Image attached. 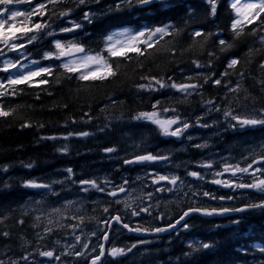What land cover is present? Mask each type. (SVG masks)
<instances>
[{
    "label": "trees",
    "instance_id": "16d2710c",
    "mask_svg": "<svg viewBox=\"0 0 264 264\" xmlns=\"http://www.w3.org/2000/svg\"><path fill=\"white\" fill-rule=\"evenodd\" d=\"M32 2L36 4L41 0ZM117 3L119 0H99L98 3L80 6L73 0L58 3V11L71 8V15L52 17L51 29L45 31L52 30L56 34L46 36L40 33L37 41L22 50L27 59L19 57L23 63L38 61L34 64L35 68L53 66L54 74L35 78L37 81L47 79V84L33 83L31 87L20 85L18 87L23 91L0 99L6 109L15 110L13 115L0 118V260L4 264L42 262L39 253L48 250L57 254L59 264H89L91 260L85 253L76 256L75 251H85L82 245L87 243L86 254H97L103 236L102 222L118 215L119 208L110 197L90 186H84L89 188L87 192L81 191L80 181L94 178L100 186L104 180L115 183L116 154L115 151L108 153L105 149H115L122 132H150L157 129L150 122L135 120L138 113L153 111V105L159 102L156 110L162 116L165 115V108H175L177 114L193 116L195 112L200 113L205 109L208 100H214L221 111L211 112L210 115L219 117L223 110H237L233 104H236L235 100H243L247 89L260 86L261 91H264V67H261L264 65V16L251 24L242 25L241 35L236 37L231 30L235 13L229 0H215L214 16L208 0H167V8L153 3L144 8L123 5L119 10L115 8ZM31 6L21 4L17 9L27 10ZM84 12L93 14L91 23L83 19ZM49 15L44 16L43 21H49ZM69 20L81 23L82 28L61 33V27L71 26ZM34 21L42 22L40 16L34 17ZM165 24L173 26L172 35L165 36L158 44L147 49L144 55L130 53L129 59L112 58L113 65H119L117 74L103 81H79L74 75L69 78V74L58 67L59 60L44 59L45 52L55 51L54 40H75L95 53L103 49L104 38L116 29L140 30ZM197 30L211 35L207 39L204 36L194 38L192 33ZM221 38L229 42L231 47L223 48L218 43ZM6 58L15 60L18 54L9 52L7 57H0V66ZM232 59H237L239 63L234 68H228ZM193 61L199 62L202 67L197 68ZM5 75L0 72V78ZM144 77L162 78L167 83H198L200 87L192 95L183 97L172 93L168 87L155 91L140 89L139 85L148 83ZM188 77L193 79L188 80ZM217 79L221 80L219 85L214 83ZM237 84L239 91H229ZM252 97L257 98L254 94ZM263 98L264 95L260 100L264 101ZM25 123L30 126L22 127ZM84 132L89 135H80ZM244 132L236 128L234 132H229L234 134L220 136L219 149L223 145L232 146L230 141L240 145L244 141ZM65 148L66 151H63ZM27 164L32 167H25ZM5 168L7 171H4ZM68 169H72L71 175ZM27 181L49 184L57 195L51 194L48 189L25 187ZM54 181H62L64 185ZM63 201L66 204L71 201L75 207L65 209ZM105 207H108L107 213L103 211ZM55 208L62 209L63 216L53 213ZM94 211L95 214L92 213ZM37 216L40 217L38 221ZM73 217H83V223ZM239 218L244 221L239 230L232 224L219 227L203 225L201 242L214 246L196 252L177 240L168 244H137L132 235L124 231L114 232L105 246V259L101 264H264V252L260 251L264 248V212L251 211ZM49 220L53 222L49 224ZM74 224L78 225L75 235L81 236L80 243H76L73 229L69 227ZM46 228L51 231L46 232ZM3 233L8 235L4 236ZM67 243L75 247L65 248ZM133 244H137V247L127 252ZM111 247L125 249L126 255L113 258L108 255ZM242 248L245 251H241ZM184 251L191 255H185ZM26 255L29 262L23 259Z\"/></svg>",
    "mask_w": 264,
    "mask_h": 264
},
{
    "label": "snow or ice",
    "instance_id": "6c2138e0",
    "mask_svg": "<svg viewBox=\"0 0 264 264\" xmlns=\"http://www.w3.org/2000/svg\"><path fill=\"white\" fill-rule=\"evenodd\" d=\"M62 2V0H41L40 3L33 4L32 0H0V57H7L9 52H16L18 54V58L13 60L6 58L2 62V66H0V72L5 73L3 78H0V99L7 97L9 95L15 96L18 92L23 91L18 86L27 84L29 87L33 85V83L39 84H47L49 81L47 79H41L37 81L35 78L41 76H52L54 74L53 66H44L38 67L31 70L29 69L28 64H23L22 60L19 57H24L27 59V55L25 50L27 45L33 44L39 38L40 33H44L46 36H54L56 33L51 29L52 17L62 18L65 16H70L72 9H64L58 11L56 9V5ZM73 2L77 3V6L86 5L90 2H99V0H73ZM211 4V14L214 16L216 12V3L215 0H208ZM153 3H159L163 8L168 7L167 0H119V3L115 5V8L119 10L123 5H127L129 7L137 6L144 8ZM21 4H29L32 5L27 10H18L17 6ZM51 5V7H49ZM231 8L235 13V19L232 21L231 30L235 34L236 37L241 35L242 25L251 24L261 16H264V0H231ZM51 14V15H49ZM49 15V21H43V17ZM40 16L42 22L34 21V17ZM93 14L90 12H84L83 19L89 23L92 22ZM68 24L70 27H61L59 31L61 33L74 32L78 29L82 28V24L69 20ZM171 24H165L162 26H157L154 28H143L140 30H133L130 28H121L116 29L109 33L104 38V47L99 52L93 53L91 50H87L84 45L80 44L75 40H69L67 42H62L60 40H54V48L55 51H49L44 53L45 60H59L60 64L59 68H62L65 73L69 74V78L71 76H75L79 81H96V80H106L109 77H113L117 74L116 69H118L119 65H113L111 62L112 58H124L129 59L130 53H135L137 56L144 55L147 49L152 48L155 44H158L160 40L164 39L165 36L172 35ZM255 31V30H254ZM193 37H201L204 36L207 39L209 34H205L202 31H194L192 33ZM219 35V34H217ZM262 42H264V37H262ZM218 43L223 46V48L231 47V44L224 39H219ZM105 53L107 55H105ZM212 55V53H209ZM38 61H31V64H37ZM196 64V67H202V65L193 61ZM239 61L237 59H232L228 68H234ZM261 67H264L262 65ZM227 74V73H225ZM143 79H147V84L139 85L140 89L144 90H158V88H172L176 91L180 92L184 96H190L194 91H196L200 85L198 83H181L177 84L175 82L167 83L162 78L157 79L155 77L149 78L144 77ZM188 80H192V77H188ZM205 83H207V79H205ZM216 85L221 83V80L217 79L214 81ZM158 86V87H157ZM231 92L239 91V84L236 87L229 89ZM159 102H157L158 104ZM157 104L153 105V111L150 112H140L138 113L134 119L135 120H143L154 124L160 131V134L163 136H173V137H181L183 133L192 125H190L186 121H182L178 115H174L172 117L162 116L161 112L157 111ZM207 105L215 106L214 100H208L206 102ZM221 111V109L217 106L214 108H208V111ZM14 109L8 108L6 109L3 103H0V118H7L14 113ZM176 112L175 108L169 109L165 108L163 110L164 113L167 112ZM223 115L226 121H235V124L229 123V127L236 128L239 126L240 128L245 127H255L257 125H264V118H252V117H243L239 115L233 114L230 110H224ZM202 119V118H201ZM178 125L177 127H174ZM30 125L25 123L22 127H29ZM197 126L200 127H209L207 123L200 124L199 119L197 121ZM80 135L87 136L89 133L84 132L80 133ZM191 139V137H188ZM49 139H54V137H49ZM197 148H206V144H197L195 145ZM66 151V148L63 149ZM106 152L111 153L115 151L113 148L105 149ZM167 156H155L151 153L147 155H139L134 158V160H126L125 163H136V162H146V161H156V160H166ZM247 159V157H246ZM201 167L212 168L211 163H205L200 165ZM25 167H32L31 164L25 165ZM7 171V168L4 169ZM71 175L72 169L67 170ZM225 174H230L231 177H236V179H221ZM239 174V175H238ZM189 176H192L196 179H204V176L198 172H189ZM213 179L209 181V183L219 185L225 188H229L232 190L237 189H247L252 190L254 192L261 194V199L258 202H250L243 206L238 207H213V208H204V207H193L189 208L187 211H184L180 217L175 220L174 223L168 225V227H154V228H145L141 226L130 227L128 223L123 222L119 215L112 217L116 223H120L123 228L127 229L129 232H137L141 234H159L166 231H170L172 229H176L179 225L183 230H188L191 226L186 222V217H189L192 213H199L203 216H224L230 214H239L252 210H261L264 212V155L257 156L251 160L246 166H240V164L232 165L229 163H224L222 166V170L214 171L212 173ZM245 177L247 179H245ZM179 180L177 176H156L153 178V184H159L162 181H167V183L175 186ZM54 183H62V181H54ZM127 181H125V184ZM81 191L87 192L89 190L88 187H84L85 185L90 186L91 188L96 189L98 192H104L105 189L100 187L99 184L95 180H82L80 181ZM25 187L30 188H38V189H48L51 194L57 195L54 191L51 190V185L37 183L35 181H27L24 184ZM182 186V182H181ZM163 188H158L156 191H164ZM169 191L171 189H168ZM127 189L120 185L117 188H114L111 191H108L106 194L112 197H116L120 193H126ZM152 193H147L144 199L151 200ZM193 195H201L200 193H193ZM204 197H208L209 199L216 200H233L235 197L232 196H220L216 197L212 193L205 191L202 193ZM139 199V197H137ZM117 204L123 203L125 209L131 208L132 204L135 203V200L131 198V194H128V200L121 201L116 200ZM73 202L69 201L65 208L71 207ZM105 213L108 212V208L105 207L103 209ZM53 212L57 215L62 216V212L60 208L53 209ZM141 213H148V207H140L139 210L133 209L131 211L132 216H139ZM37 220L40 219L39 216L36 217ZM73 219H78L80 223H83V217H73ZM53 221L49 220V224ZM184 222V223H182ZM23 223V221H21ZM107 228L111 227V223L107 220L103 222ZM230 224L235 225L237 230H239V226L244 223L243 218H235L229 221ZM63 227V225H62ZM73 229V235L75 236L76 243L81 242V236L75 235V230L78 225H69ZM219 227V225H217ZM104 231L103 240L108 239L107 229H101ZM46 232H50V228L45 229ZM4 236H7L8 233H3ZM92 235H96V233H92ZM179 235V232H177ZM140 244H147L150 241L141 240ZM214 245L210 243L203 242H189L188 247L193 250V252L208 250L212 248ZM75 247V245H72ZM83 249L86 251L88 249V244L85 243L82 245ZM137 244H133L130 248L127 249V252H131L133 248H136ZM95 251V249H93ZM241 251H245V249H241ZM260 251L264 252V248L260 249ZM42 257L53 258V251H41L39 253ZM76 256L84 255L83 252L75 253ZM105 255V248L103 244L100 245V250L98 255H96L91 264H97L98 261ZM108 255L113 258L126 255V251L123 248H112L108 251ZM185 255H191V253H185ZM59 259L58 256L55 257ZM24 260H28V257H23ZM0 264H4L2 260H0ZM15 264V262H14Z\"/></svg>",
    "mask_w": 264,
    "mask_h": 264
},
{
    "label": "flooded vegetation",
    "instance_id": "af4514ba",
    "mask_svg": "<svg viewBox=\"0 0 264 264\" xmlns=\"http://www.w3.org/2000/svg\"><path fill=\"white\" fill-rule=\"evenodd\" d=\"M248 109L252 110V113L245 116V117L264 118V112H263L264 106H262L260 108H258L257 106L249 107L246 109V113L248 112ZM253 109L256 111L260 110V111H258V113L259 112L260 113L253 115V114H255ZM261 109H263V110H261ZM177 126L178 125H176L175 127H177ZM245 129H247L248 135L250 137H252V136L263 137L264 136V133H262V131L264 132V125H257L255 127H245ZM126 134L128 136L124 137L123 140L121 138L119 141L120 143L117 144V153L118 152L119 153H118V160L116 161V168L118 170V178H119L118 179V181H119L118 185L119 186L123 185L127 189L126 194L123 197H121V201L128 200V198L127 199H125V198L128 196L129 193L131 194V198L133 200H135V203L132 204L133 208L131 207L129 209H125L123 203H121V204L119 203V205H120L119 208L121 209L120 210L121 220L123 222L128 223L130 227L141 226L143 224L141 227H145V228L164 227V228H166V227H168V224L170 225V223L171 224L174 223L175 220H177L180 217V215H182L184 210L187 211L189 208L198 207V206L204 207V208H213V207L218 208V207H231V206L232 207H238V206H243V205L250 203V202H253V201L258 202L261 199V194L254 192L252 190H247V189L232 190L229 188H225V187H222L219 185L209 183V181L214 178L212 173L214 171L222 170V166H223L220 164V161L217 158V154H218L219 150H218V147L216 145L218 143L217 140H218L219 133H195V131L190 130L189 133H183V135L179 138L173 137V136H163L160 133H149V134L148 133H124L123 135L126 136ZM188 137H191V139H189ZM136 139H137V141H135ZM139 139H141V140H139ZM201 139H202V142H201ZM254 139L258 140L256 138H254ZM251 140L252 139H249V142H248L249 146L252 143ZM214 142H216V144ZM131 143H134V144H131ZM137 144H139V145H137ZM197 144H206L207 147L206 148H197V147H195V145H197ZM167 145H169V146L167 147ZM260 145H261V149H263L264 144H260ZM165 146L167 149L165 148ZM153 147H154V149H153ZM128 148H130V149H128ZM190 148H192V149H190ZM155 149H156V151H155ZM124 150L127 153L124 152ZM130 150H132V151H130ZM149 153H151L152 155H155V156H167L168 159L156 160V161H150V162L146 161V162H136V163H125V161L128 158H130L128 160H134V158L136 156L147 155ZM259 153H261V154H259L258 156L264 155V150L262 152H259ZM200 155H201V157H200ZM253 157L254 156L250 157L251 160L253 159ZM205 159L207 162L203 161ZM193 161H195V162H193ZM191 163H192V165H191ZM205 163H211L212 168H206V167L200 166V165L205 164ZM232 165H236V164H232ZM120 168H122V171ZM123 169H124V171H123ZM130 170H132V171L135 170L136 172H138L140 174L137 176H130V174H129L131 172ZM151 171H153V172H151ZM193 171L202 174L204 176V179L201 180V179H196V178H193L192 176H189L188 173L193 172ZM124 172H127V173H124ZM172 172L175 174H173ZM119 174H120L121 178H120ZM160 175L168 176V177H171L174 175V176L179 177V180L175 186L167 183V181H162L159 184H153L152 183L153 178L156 176H160ZM223 178H225V179H232V178L236 179V177H231L230 174H225L223 177H221V179H223ZM245 179H247V178H245ZM128 180H130V181H128ZM125 181H127L126 184H125ZM181 182H182V186H181ZM129 184L130 185L132 184L131 187H134V188L133 189L130 188ZM206 186H208V187H206ZM158 188H163L165 190L164 191H156V189H158ZM197 188H198V190H197ZM143 189H144V191H143ZM168 189H171V190L169 191ZM211 189H212V191H211ZM150 190H152V191H150ZM203 190L212 193L216 197L232 196V197H235V199L223 200V201H221L219 199L212 200V199H209L208 197H204L202 195V193L205 192ZM188 191L190 193H188ZM139 192L141 195L139 194ZM147 193H153L152 199L150 201L147 199H144V197L147 195ZM193 193H200L201 196L200 195H193ZM142 194H143V197H142ZM137 197H139V199H137ZM165 197H166V200H165ZM244 197H245V199H244ZM257 197H258V201L256 200ZM170 199H172V200H170ZM167 200H168V203H167ZM178 201L181 204L178 203ZM181 201H183V202H181ZM195 201L197 203H195ZM186 202H188L189 204ZM190 202H191V204H190ZM146 204H147V207L149 206L148 208H149V212L151 213V215H149L148 213H141L139 216H132L131 215V211L133 209L139 210V208L141 206L146 207ZM137 206H138V208H137ZM155 206H156V208H155ZM126 214L129 216L127 217ZM196 215L197 216L199 215V217H197ZM133 219H134V221H132ZM139 219L141 221H139ZM147 219L149 222L147 221ZM185 219H186V222L189 223V225L191 226L188 230L183 231V229L178 225L177 226L178 229L176 228V229H172L170 231H166L163 233L154 234L153 235L154 237L152 236L151 238H147L144 240L150 241V243H148V244H157V243H161V242H162L161 244H168L172 240H175V241L177 240V242L183 241V243L186 244V246H188L189 242H193V243L199 242V239L201 236V229H202V226L204 224L211 223V224L216 226L219 223H226V222L230 221L229 219H223V218L218 219V220H209L208 221V220H204L203 215H200V214H191L188 218L186 217ZM219 220H221V221H219ZM133 223H134V225H133ZM182 223H184V222H182ZM151 224L153 225V227ZM192 229H195V230H192ZM177 232H179L181 235L180 234L177 235ZM196 232H197V234H196ZM162 237H165V238L167 237V238L163 239ZM154 239H155V241H154ZM195 239L197 240L196 242H195ZM139 241H141V240L139 239Z\"/></svg>",
    "mask_w": 264,
    "mask_h": 264
},
{
    "label": "rangeland",
    "instance_id": "374dc122",
    "mask_svg": "<svg viewBox=\"0 0 264 264\" xmlns=\"http://www.w3.org/2000/svg\"><path fill=\"white\" fill-rule=\"evenodd\" d=\"M26 64L29 65V69H25L26 71L34 69L33 64H31V63H26ZM252 94H254V96L256 95L257 98L256 99L253 98ZM262 95H264V91H261L260 86H259V88L255 87L254 89H247V91H245V96H244L243 100H241V99L235 100L236 104H233V105L235 107H237V110L233 111V114L243 116V117L251 114L252 110L248 109V112L246 113V109L248 107H255L256 103L260 100ZM218 107L221 109V107L219 105H218ZM205 108H206V106H205ZM213 111H215V110H213ZM223 111H222V113H223ZM253 111L255 113L253 115L259 114L256 110H253ZM201 118L199 120L200 124L207 123L210 126L209 127H200V126H197V123H196V125H194V127L192 126L191 129L199 127V131L201 133H218L219 132V134L225 133V127H227V133H229L230 131H234V129L231 130V128L228 126L230 121H226L223 114L219 117L218 116L214 117L213 115L206 117V116L201 115ZM186 121L190 125H192V124H195V121H198V120L193 118V117H188V118H186ZM241 129H243V128H241ZM189 131H190V127L184 133H189ZM122 133H125V132H122ZM135 133H138V132H135ZM126 136H128V135L126 134ZM126 136H124L123 134H120L119 138L120 139L122 138V140H123V138ZM219 137H220V135H219ZM219 137H218L217 142H219ZM254 138H256V137H244V141L240 145L236 144L234 142L232 143V141H231V144L233 147L231 145H229L227 147H225V145H223L222 150L218 151V154H217V158L220 161V164L223 165L224 163H229V164L234 163V164H240V166L242 165V167H243L246 164H248L249 162H251V158H250L251 156L256 157L255 155H259V152H262L264 150V148L261 149V145H260V144H264V137H260V138H258V140H255ZM249 139H252L251 140L252 143L250 146L248 145ZM236 150H238V151H236ZM244 150H247V152L249 154ZM240 151L244 153L243 156L245 154H246V156L245 157L242 156L241 157L242 160L240 159L238 162H233V161H235L236 154ZM251 152H252V154H251ZM246 157H247V159H246ZM203 161L207 162L206 159ZM244 161H246V162H244ZM242 163H244V165ZM45 165L46 164H44L43 166H45ZM127 198L128 197H126L125 199H127Z\"/></svg>",
    "mask_w": 264,
    "mask_h": 264
},
{
    "label": "bare ground",
    "instance_id": "6f19581e",
    "mask_svg": "<svg viewBox=\"0 0 264 264\" xmlns=\"http://www.w3.org/2000/svg\"><path fill=\"white\" fill-rule=\"evenodd\" d=\"M188 74H189V73H188ZM188 74H187V75H188ZM174 96H175V95H174ZM178 97H179V96H178ZM248 108H249V107H248ZM253 110H254V109H253ZM261 110H263V109H261ZM258 111H260V110H258ZM258 111H257V112H258ZM263 112H264V111H263ZM259 113H260V112H259ZM204 118H205V117H204ZM211 118H212V117H211ZM134 127H135V126H134ZM127 131H128V130H127ZM128 132H129V131H128ZM132 132H133V131H132ZM262 132H263V131H262ZM125 133H126V132H125ZM218 133H219V132H218ZM252 133H253V132H252ZM123 134H124V133H123ZM148 134H149V133H148ZM129 135H130V134H129ZM124 136H125V135H124ZM142 136H143V135H142ZM153 136H154V135H153ZM126 137H127V136H126ZM144 137H145V136H144ZM146 138H147V137H146ZM200 138H201V137H200ZM203 138H204V137H203ZM224 138H225V137H224ZM133 139H134V138H133ZM139 140H141V139H139ZM211 140H212V139H211ZM135 141H137V139H136ZM143 141H144V140H143ZM149 141H150V140H149ZM199 141H200V140H199ZM215 141H216V140H215ZM222 141H223V140H222ZM233 141H234V140H233ZM131 142H132V141H131ZM145 142H146V141H145ZM147 142H148V141H147ZM158 142H159V141H158ZM161 142H162V141H161ZM201 142H202V139H201ZM206 142H207V141H206ZM206 142H205V143H206ZM119 143H120V142H119ZM138 143H139V142H138ZM141 143H142V142H141ZM214 143L216 144V142H214ZM224 143H225V142H224ZM230 143H231V141H230ZM232 143H233V142H232ZM128 144H129V143H128ZM131 144H134V143H131ZM131 144H130V145H131ZM145 144H146V143H145ZM147 144H148V143H147ZM212 144H213V143H212ZM219 144H220V143H219ZM225 144H226V143H225ZM124 145H125V144H124ZM137 145H139V144H137ZM156 145H157V144H156ZM227 145H228V144H227ZM118 146H119V145H118ZM143 146H144V145H143ZM168 146H169V145H167V147H168ZM216 146H217V145H216ZM120 147H121V146H120ZM123 147H124V146H123ZM136 147H137V146H136ZM131 148H132V147H131ZM134 148H135V147H134ZM157 148H158V147H157ZM165 148H166V146H165ZM172 148H173V147H172ZM128 149H130V148H128ZM145 149H146V148H145ZM153 149H154V147H153ZM153 149H152V150H153ZM162 149H163V148H162ZM166 149H167V148H166ZM173 149H174V148H173ZM190 149H192V148H190ZM140 150H141V149H140ZM251 150H252V149H251ZM251 150H250V151H251ZM130 151H132V150H130ZM155 151H156V149H155ZM159 151H160V150H159ZM170 151H171V150H170ZM177 151H178V150H177ZM244 151L247 152V150H244ZM124 152H126V151L124 150ZM118 153H119V152H118ZM126 153H127V152H126ZM180 153H181V152H180ZM187 153H188V152H187ZM226 153H227V152H226ZM247 153H248V152H247ZM120 154H121V153H120ZM178 154H179V153H178ZM248 154H249V153H248ZM248 154H247V155H248ZM251 154H252V152H251ZM259 154H261V153H259ZM133 155H134V154H133ZM186 155H187V154H186ZM197 155H198V154H197ZM121 156H122V155H121ZM181 156H182V155H181ZM226 156H227V155H226ZM232 156H233V155H232ZM245 156H246V154H245L243 157H245ZM255 156H258V155H255ZM128 157H129V156H128ZM185 157H186V156H185ZM188 157H189V156H188ZM200 157H201V155H200ZM233 157H234V156H233ZM253 158H254V157H253ZM126 159H127V158H126ZM128 159H130V158H128ZM128 159H127V160H128ZM187 159H188V158H187ZM195 159H196V158H195ZM121 160H122V159H121ZM231 160H232V159H231ZM241 160H242V159H241ZM244 160H245V159H244ZM188 161H189V160H188ZM120 162H121V161H120ZM193 162H195V161H193ZM233 162H235V161H233ZM244 162H246V161H244ZM188 163H189V162H188ZM110 164H111V163H110ZM120 164H121V163H120ZM233 164H234V163H233ZM242 164L244 165V163H242ZM111 165H113V164H111ZM117 165H118V164H117ZM184 165H185V164H184ZM191 165H192V163H191ZM113 166H114V165H113ZM241 166H242V165H241ZM110 167H111V166H110ZM119 167H120V166H119ZM127 167H128V166H127ZM134 167H135V166H134ZM120 169H121V171H122V168H120ZM139 169H140V168H139ZM148 169H149V168H148ZM151 169H152V168H151ZM188 169H189V168H188ZM135 170H136V169H135ZM140 170H141V169H140ZM149 170H150V169H149ZM152 170H153V169H152ZM190 170H191V169H190ZM123 171H124V169H123ZM130 171H132V170H130ZM147 171H148V170H147ZM147 171H146V172H147ZM140 172H141V171H140ZM151 172H153V171H151ZM121 173H122V172H121ZM124 173H127V172H124ZM149 173H150V172H149ZM172 173H173V172H172ZM172 173H171V174H172ZM139 174H140V173H139ZM141 174H142V173H141ZM173 174H175V173H173ZM102 175H103V174H102ZM143 175H144V174H143ZM66 176H67V175H66ZM95 176H96V175H95ZM119 176H120V174H119ZM122 176H123V175H122ZM128 176H129V175H128ZM173 176H174V175H173ZM63 178H64V177H63ZM65 178H66V177H65ZM101 178H102V176H101ZM101 178H100V179H101ZM111 178H112V177H111ZM111 178H110V179H111ZM120 178H121V176H120ZM220 178H221V177H220ZM245 178H246V177H245ZM85 179H86V178H85ZM93 179H94V178H93ZM93 179H92V180H93ZM103 179H104V178H103ZM118 179H119V178H118ZM123 179H124V178H123ZM131 179H132V178H131ZM149 179H150V178H149ZM223 179H225V178H223ZM232 179H233V178H232ZM74 180H75V179H74ZM78 180H80V179H78ZM72 181H73V179H72ZM101 181H102V180H101ZM101 181H100V182H101ZM107 181H108V180H107ZM128 181H130V180H128ZM76 182H77V181H76ZM110 182H111V180H110ZM118 182H119V181H118ZM67 183H68V181H67ZM74 183H75V181H74ZM145 183H146V182H145ZM203 183H204V182H203ZM62 184H63V183H62ZM70 184H71V183H70ZM99 184H100V183H99ZM101 184H102V183H101ZM197 184H198V183H197ZM199 184H200V183H199ZM201 184H202V183H201ZM59 185H60V184H59ZM59 185H58V186H59ZM63 185H64V184H63ZM78 185H79V184H77V188H78ZM127 185H128V184H127ZM129 185H130V184H129ZM131 185H132V184H131ZM131 185H130L129 187L133 189L134 187H131ZM136 185H137V184H136ZM138 185H139V184H138ZM142 185H143V184H142ZM150 185H151V184H150ZM206 185H207V184H206ZM61 186H62V185H61ZM65 186H66V185H65ZM69 186H70V185H69ZM71 186H72V184H71ZM118 186H119V185H118ZM190 186H191V185H190ZM204 186H205V185H204ZM52 187H53V186H52ZM124 187H125V186H124ZM151 187H152V186H151ZM206 187H208V186H206ZM60 188H61V187H60ZM137 188H138V187H137ZM189 188H190V187H189ZM199 188H200V187H199ZM56 189H57V188H56ZM74 189H75V188H73L72 191H73ZM135 189H136V188H135ZM201 189H202V188H201ZM218 189H219V188H218ZM63 190H64V189H63ZM63 190H62V191H63ZM193 190H194V189H193ZM197 190H198V188H197ZM213 190H214V189H213ZM216 190H217V189H216ZM70 191H71V189H70ZM70 191H68V193H69ZM143 191H144V189H143ZM150 191H152V190H150ZM199 191H200V190H199ZM203 191H205V190H203ZM203 191H202V192H203ZM211 191H212V189H211ZM74 192H75V190H74ZM132 192H133V191H132ZM135 192H136V191H135ZM200 192H201V191H200ZM213 192H214V191H213ZM218 192H219V191H218ZM56 193H57V192H56ZM65 193H66V191H65ZM142 193H143V192H142ZM156 193H157V192H156ZM188 193H190V192L188 191ZM73 194H74V193H73ZM139 194H140V192H139ZM152 194H153V193H152ZM185 194H186V193H185ZM242 194H243V193H242ZM32 195H33V194H32ZM90 195H91V194H90ZM140 195H141V194H140ZM187 195H188V194H187ZM228 195H229V194H228ZM239 195H240V194H239ZM244 195H245V194H244ZM37 196H38V195H37ZM72 196H73V195H72ZM76 196H77V195H76ZM76 196H75V197H76ZM83 196H84V195H83ZM94 196H95V195H94ZM98 196H99V194H98ZM105 196H106V195H105ZM105 196H104V197H105ZM135 196H136V195H135ZM135 196H134V197H135ZM152 196H153V195H152ZM190 196H191V195H190ZM190 196H189V197H190ZM200 196H201V195H200ZM34 197H36V196H34ZM75 197H74V198H75ZM142 197H143V194H142ZM173 197H174V196H173ZM175 197H176V196H175ZM186 197H187V196H186ZM32 198H33V197H32ZM55 198H56V200H57V197H55ZM74 198H73V199H74ZM87 198H88V197H87ZM87 198H86V199H87ZM170 198H171V197H170ZM179 198H180V197H179ZM37 199H39V198H37ZM73 199H72V200H73ZM151 199H152V198H151ZM155 199H156V198H155ZM167 199H168V198H167ZM174 199H175V198H174ZM189 199H190V198H189ZM239 199H240V198H239ZM242 199H243V198H242ZM244 199H245V197H244ZM248 199H249V198H248ZM40 200H41V199H40ZM43 200H44V199H43ZM81 200H82V199H81ZM94 200H95V199H94ZM94 200H93V201H94ZM159 200H160V199H159ZM165 200H166V197H165ZM170 200H172V199H170ZM177 200H178V199H177ZM185 200H186V199H185ZM185 200H184V201H185ZM256 200L258 201V197H257ZM36 201H37V200H36ZM38 201H39V200H38ZM73 201H74V200H73ZM93 201H92V202H93ZM96 201H97V200H96ZM139 201H140V200H139ZM149 201H150V200H149ZM154 201H155V200H154ZM174 201H175V200H174ZM179 201H180V200H179ZM179 201H178V203H180ZM186 201H187V200H186ZM240 201H241V200H240ZM32 202H33V201H32ZM42 202H43V201H42ZM53 202H54V201H53ZM63 202H64V201H63ZM65 202H66V201H65ZM65 202H64V203H65ZM78 202H79V201H78ZM141 202H142V201H141ZM158 202H159V201H158ZM181 202H183V201H181ZM199 202H200V201H199ZM233 202H234V201H233ZM253 202H254V201H253ZM27 203H28V202H27ZM34 203H37V202H34ZM39 203H40V201H39ZM47 203H48V202H47ZM139 203H140V202H139ZM150 203H151V202H150ZM165 203H166V202H165ZM167 203H168V200H167ZM186 203H188V202H186ZM195 203H197V202L195 201ZM230 203H231V202H230ZM45 204H46V203H45ZM53 204H54V203H53ZM60 204H61V203H60ZM62 204H63V203H62ZM80 204H81V203H80ZM95 204H96V202H95ZM107 204H109V203H107ZM111 204H112V203H111ZM114 204H115V203H114ZM120 204H121V203H120ZM180 204H181V203H180ZM184 204H185V203H184ZM184 204H183V205H184ZM188 204H189V203H188ZM190 204H191V202H190ZM38 205H39V204H38ZM65 205H66V203H65ZM74 205H75V204H74ZM78 205H79V204H78ZM123 205H124V204H123ZM143 205H144V204H143ZM148 205H149V204H148ZM192 205H193V204H192ZM45 206H46V205H45ZM112 206H114V205H112ZM119 206H120V205H119ZM180 206H181V205H180ZM184 206H185V205H184ZM40 207H41V206H40ZM50 207H51V206H50ZM58 207H59V205H58ZM71 207L74 208L75 206H72V205H71ZM94 207H95V206H94ZM102 207H103V206H102ZM121 207H122V206H121ZM131 207H132V206H131ZM141 207H142V206H141ZM146 207H147V204H146ZM148 207H149V206H148ZM158 207H159V206H158ZM198 207H199V206H198ZM231 207H232V206H231ZM29 208H30V207H29ZM62 208H63V207H62ZM72 208H70V209H72ZM79 208H80V207H79ZM98 208H99V207H98ZM107 208H108V207H107ZM132 208H133V207H132ZM137 208H138V206H137ZM155 208H156V206H155ZM185 208H186V207H185ZM26 209L29 210L28 208H26ZM33 209H34V208H33ZM43 209H44V208H43ZM46 209H47V207H46ZM49 209H50V208H49ZM65 209H66V208H65ZM67 209H68V208H67ZM91 209H92V208H91ZM93 209H94V208H93ZM96 209H97V208H96ZM35 210H36V207H35ZM37 210H38V209H37ZM41 210H42V209H41ZM44 210H45V209H44ZM51 210H52V209H51ZM61 210H62V209H61ZM63 210H64V209H63ZM131 210H132V209H131ZM131 210H130V211H131ZM161 210H162V209H161ZM31 211H32V209H31ZM46 211H47V210H46ZM70 211H72V210H70ZM98 211H99V210H98ZM98 211H97V212H98ZM118 211H119V210H118ZM124 211H125V210H124ZM130 211H129V212H130ZM184 211H185V210H184ZM68 212H69V211H68ZM78 212H79V211H78ZM78 212H77L76 214H78ZM86 212H87V211H86ZM129 212H128V213H129ZM174 212H175V211H174ZM42 213H43V212H42ZM45 213H46V212H45ZM45 213H44V214H45ZM50 213H51V212H50ZM53 213H54V212H53ZM73 213H74V212H73ZM84 213H85V212H84ZM87 213H88V212H87ZM92 213L95 214V211L92 212ZM258 213H259V212H258ZM44 214H43V217H45ZM74 214H75V213H74ZM82 214H83V213H82ZM121 214H122V213H121ZM243 214H244V213H243ZM251 214H253V213H251ZM255 214H256V213H255ZM66 215H67V214H66ZM68 215H70V214H68ZM90 215H91V214H90ZM122 215H123V214H122ZM126 215H127V214H126ZM174 215H175V214H174ZM35 216H36V214H35ZM39 216H42V214L39 215ZM47 216H48V215H47ZM62 216H63V215H62ZM86 216H87V215H86ZM86 216H85V217H86ZM88 216H89V215H88ZM95 216H96V215H95ZM128 216H129V215H127V217H128ZM148 216H149V215H148ZM154 216H155V215H154ZM154 216H153V217H154ZM196 216H197V215H196ZM253 216H254V215H253ZM48 217H49V216H48ZM67 217H68V216H67ZM69 217H70V216H69ZM85 217H84V218H85ZM89 217H90V216H89ZM89 217H88V218H89ZM194 217H195V216H194ZM197 217H199V215H198ZM64 218H66V217H64ZM94 218H95V217H94ZM94 218H93V220H94ZM111 218H112V217H111ZM164 218H165V217H164ZM187 218H188V217H187ZM161 219H162V218H161ZM202 219H203V218H202ZM202 219H201V220H202ZM35 220H36V219H35ZM41 220H42V219H41ZM46 220H47V219H46ZM151 220H152V219H151ZM196 220H197V219H196ZM36 221H38V220H36ZM84 221H85V220H84ZM87 221H88V220H87ZM132 221H134V219H133ZM139 221H141V220L139 219ZM145 221H146V220H145ZM147 221H148V219H147ZM219 221H221V220H219ZM225 221H226V220H225ZM228 221H229V220H228ZM148 222H149V221H148ZM151 222H152V221H151ZM193 222H194V221H193ZM201 222H202V221H201ZM213 222H214V221H213ZM213 222H212V223H213ZM41 223H43V222H41ZM86 223H87V222H86ZM216 223H217V222H216ZM216 223H215V224H216ZM46 224H47V223H46ZM170 224H171V223H170ZM188 224H189V223H188ZM191 224H192V223H191ZM196 224H197V223H196ZM44 225H45V224H44ZM44 225H43V226H44ZM133 225H134V223H133ZM142 225H143V224H142ZM142 225H141V226H142ZM144 225H145V224H144ZM147 225H148V224H147ZM151 225H152V224H151ZM168 225H169V224H168ZM193 225H194V224H193ZM45 226H47V225H45ZM48 226H49V225H48ZM152 227H153V225H152ZM177 229H178V228H177ZM196 229H197V228H196ZM40 230H41V229H40ZM192 230H195V229H192ZM43 231H44V230H43ZM43 231H42V232H43ZM183 231H184V230H183ZM69 232H70V231H69ZM52 233H53V232H52ZM123 233H124V232H123ZM125 233H126V232H125ZM35 234H36V233H35ZM37 234H38V233H37ZM39 234H41V233H39ZM43 234H45V232H44ZM46 234H47V233H46ZM55 234H56V233H55ZM62 234H63V233H62ZM67 234H68V232H67ZM121 234H122V233H121ZM121 234H120V235H121ZM126 234H127V233H126ZM179 234H180V233H179ZM196 234H197V232H196ZM53 235H54V234H53ZM68 235H69V234H68ZM128 235H129V234H128ZM180 235H181V234H180ZM55 236H56V235H55ZM125 236H126V235H125ZM167 236H168V235H167ZM170 236H171V235H170ZM40 237H41V236H40ZM46 237H47V236H46ZM49 237H50V236H49ZM49 237H48V238H49ZM62 237H64V236H62ZM116 237H117V236H116ZM153 237H154V236H153ZM176 237H177V236H176ZM132 238H133V237H132ZM162 238H163V239H166L167 237H166V238H165V237H162ZM195 238H196V237H195ZM54 239H55V237H54ZM56 239H57V238H56ZM61 239H62V238H60V240H61ZM66 239H67V238H66ZM116 239H117V238H116ZM119 239L121 240V238H119ZM119 239H118L117 241H119ZM188 239H189V238H188ZM190 239H191V238H190ZM32 240H33V239H32ZM67 240H68V239H67ZM157 240H158V239H157ZM37 241H38V240H37ZM55 241H56V240H55ZM63 241H64V240H63ZM131 241H132V240H131ZM154 241H155V239H154ZM162 241H163V240H162ZM166 241H167V240H166ZM169 241H170V240H169ZM189 241H190V240H189ZM192 241H193V240H192ZM196 241H197V240L195 239V242H196ZM33 242H34V241H33ZM45 242H46V241H45ZM65 242H66V241H65ZM110 242H111V241H110ZM151 242H152V241H151ZM182 242H183V241H182ZM187 242H188V241H187ZM37 243H38V242H37ZM42 243H43V241H42ZM42 243H41V244H42ZM51 243H52V242H51ZM58 243H59V242H58ZM161 243H162V242H161ZM165 243H166V242H165ZM174 243H175V242H174ZM176 243H177V242H176ZM34 244H36V242H35ZM177 244H178V243H177ZM180 244H181V243H180ZM29 245H30V244H29ZM32 245H33V244H32ZM42 245H43V247H45V244H42ZM49 245H51V244L49 243ZM52 245H54V244H52ZM56 245H57V244H56ZM63 245H64V243H63ZM153 245H154V244H153ZM183 245H185V244H183ZM183 245H182V246H183ZM47 246H48V245H47ZM108 247H109V246H108ZM49 248H50V247H49ZM65 248H66V247H65ZM171 248H172V247H171ZM181 248H182V247H181ZM35 249H36V248H34V250H35ZM37 249H38V248H37ZM50 249H51V248H50ZM111 249H112V247H111ZM163 249H164V248H163ZM166 249H167V247H166ZM175 249H176V248H175ZM34 250H33V251H34ZM46 250H47V249H46ZM91 250H92V249H91ZM181 250H182V249H181ZM190 250H191V249H190ZM48 251H49V250H48ZM55 251H56V249H55ZM59 251H60V250H59ZM65 251H66V250H65ZM67 251H68V250H67ZM69 251H70V250H69ZM164 251H165V250H164ZM73 252H74V251H73ZM88 252H89V251H88ZM91 252H93V251H91ZM64 253H65V252H64ZM64 253H63V254H64ZM184 253H185V251H184ZM36 254H37V253H36ZM59 254H61V253H59ZM92 254H93V253H92ZM178 254H179V252H178ZM28 255H29V254H28ZM32 255H33V254H32ZM61 255H62V254H61ZM64 255H65V254H64ZM26 256H27V255H26ZM173 256H174V255H173ZM187 256H188V255H187ZM27 257H28V256H27ZM35 257H36V256H35ZM17 259H18V258H17ZM39 259H40V258H39ZM68 259H69V258H68ZM68 259H67V260H68ZM11 260H12V259H11ZM15 260H16V258H15ZM31 260H32V258H31ZM27 261H28V260H27ZM8 262H9V261H8ZM10 262H11V261H10ZM28 262H29V261H28ZM60 262H61V260H60ZM85 262H86V261H85ZM6 263H7V262H6ZM12 263H13V262H12ZM16 263H17V262H16ZM26 263H27V262H26ZM32 263H33V262H32ZM61 264H62V263H61ZM86 264H87V263H86Z\"/></svg>",
    "mask_w": 264,
    "mask_h": 264
},
{
    "label": "water",
    "instance_id": "95a60500",
    "mask_svg": "<svg viewBox=\"0 0 264 264\" xmlns=\"http://www.w3.org/2000/svg\"><path fill=\"white\" fill-rule=\"evenodd\" d=\"M121 194V193H120ZM120 194H118V195H120ZM234 214H236V213H234ZM234 214H230V215H234ZM225 216H229V215H224L223 217H225ZM213 218V217H216V218H218V217H222V216H217V215H214V216H206V218ZM126 231L127 232H129L127 229H126ZM109 232H110V229L107 231V234H108V237H109ZM129 233H131V234H133L134 236H136V237H148V236H151L152 234H137V233H135L134 231L133 232H129ZM108 242V239L105 241L104 240V242H103V246H104V244H106ZM101 259H103V257L101 258ZM97 264H100L99 263V261L97 262Z\"/></svg>",
    "mask_w": 264,
    "mask_h": 264
}]
</instances>
